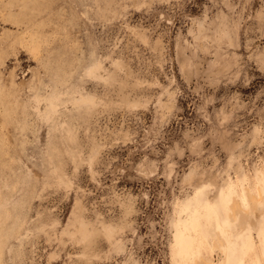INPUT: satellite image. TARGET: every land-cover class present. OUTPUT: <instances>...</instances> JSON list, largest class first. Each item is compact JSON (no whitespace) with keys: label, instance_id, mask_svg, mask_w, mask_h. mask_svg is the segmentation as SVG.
I'll return each mask as SVG.
<instances>
[{"label":"rangeland","instance_id":"374dc122","mask_svg":"<svg viewBox=\"0 0 264 264\" xmlns=\"http://www.w3.org/2000/svg\"><path fill=\"white\" fill-rule=\"evenodd\" d=\"M1 206L0 264H264V0H0Z\"/></svg>","mask_w":264,"mask_h":264},{"label":"crops","instance_id":"0c3cea01","mask_svg":"<svg viewBox=\"0 0 264 264\" xmlns=\"http://www.w3.org/2000/svg\"><path fill=\"white\" fill-rule=\"evenodd\" d=\"M25 101H26V97H25ZM26 124H28V122ZM23 134H25V132L19 131L17 133V139L18 140L21 139L22 136H23ZM16 194H18V193H14V195L12 197H10V199L8 201L9 203L7 204V208H9V209L12 208V205H15L20 200L21 195L18 194V196L16 197L15 196ZM2 207H4V206H1L0 208H2ZM253 207H257V206H253ZM24 210H25V207H24ZM25 212H26V210H25ZM251 212H252V207H249V211L248 212H243V211H238L237 212V220H236V222H233L232 227H231L234 230V233H235V236L234 237L235 238L241 237L242 235L245 236L244 233H246V231L249 230V227L253 228L252 227L253 226L252 224L249 225L250 218L248 216L251 214ZM254 216H255V219H256V224L259 227V229H258L259 232L264 231V229H261L262 227H260V224H262L261 223V220L264 219V211H259V212L255 213ZM25 220H26V216L20 219L21 222H24ZM16 234H18V232ZM14 235H15V233H14ZM225 248H226V246L223 249H225Z\"/></svg>","mask_w":264,"mask_h":264},{"label":"bare ground","instance_id":"6f19581e","mask_svg":"<svg viewBox=\"0 0 264 264\" xmlns=\"http://www.w3.org/2000/svg\"><path fill=\"white\" fill-rule=\"evenodd\" d=\"M98 70V69H97ZM97 72V71H96ZM97 75V74H96ZM96 77V76H95ZM52 108H54V107H52ZM55 109V108H54ZM38 111V110H37ZM40 111V110H39ZM39 111H38V113H39ZM245 195H246V199H247V201L249 202V201H254V202H258V200H259V197H257L256 195H254L252 192H249L248 190H246L245 191ZM228 210H229V213H228V215H229V217H231V218H234V217H237V212L238 211H244L243 209H242V206H241V203L239 202V200L236 198V197H233L232 199H231V201H230V203H229V206H228ZM221 239V238H220ZM218 240V239H217ZM222 244V241L221 240H218V241H215L214 242V244H213V246L214 247H218L219 245H221ZM191 264H210V262H207V261H205V260H203V259H199V260H196V261H194L193 263H191Z\"/></svg>","mask_w":264,"mask_h":264}]
</instances>
